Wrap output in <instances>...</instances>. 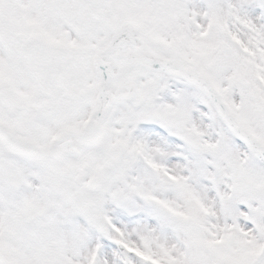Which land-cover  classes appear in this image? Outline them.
<instances>
[{
    "label": "snow or ice",
    "instance_id": "6c2138e0",
    "mask_svg": "<svg viewBox=\"0 0 264 264\" xmlns=\"http://www.w3.org/2000/svg\"><path fill=\"white\" fill-rule=\"evenodd\" d=\"M0 264H264V0H0Z\"/></svg>",
    "mask_w": 264,
    "mask_h": 264
}]
</instances>
